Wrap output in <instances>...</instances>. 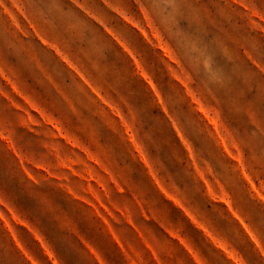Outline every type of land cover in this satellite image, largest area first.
I'll list each match as a JSON object with an SVG mask.
<instances>
[{
	"label": "clouds",
	"instance_id": "obj_1",
	"mask_svg": "<svg viewBox=\"0 0 264 264\" xmlns=\"http://www.w3.org/2000/svg\"><path fill=\"white\" fill-rule=\"evenodd\" d=\"M106 3L0 0V227L15 214L34 227L51 226L57 249L58 240L67 245L75 264H117L92 242L95 213H86L72 194L92 199V179L103 176L104 190H96L113 215L111 230L102 231L108 239L115 234L119 264H183L168 239L169 231L183 235L181 221L160 215L165 209L147 160L185 207L217 228L237 264H248L234 246L240 236L251 238L264 264V0H220L215 10H196L202 35L181 28L184 0H123L117 6L126 20ZM133 24L156 36L145 41ZM208 26L219 27L222 35L213 43L229 61L240 62L243 82L259 85L253 100L243 91L229 97L228 111L246 126L221 112L220 131L235 157L227 161L217 159L224 145L192 100L207 108L214 93L234 91L232 76L215 66L213 47L204 39ZM106 29L140 61L151 85ZM201 171L227 193L246 232L201 193ZM29 235L25 227L15 234L0 231V264H20L12 248L38 264ZM46 254L54 264H69L51 245ZM199 264L208 261L201 257Z\"/></svg>",
	"mask_w": 264,
	"mask_h": 264
},
{
	"label": "rangeland",
	"instance_id": "obj_2",
	"mask_svg": "<svg viewBox=\"0 0 264 264\" xmlns=\"http://www.w3.org/2000/svg\"><path fill=\"white\" fill-rule=\"evenodd\" d=\"M121 3H123V0H107L105 6L108 7L109 5H112L115 13L126 20L124 13L121 11L120 7L117 6ZM219 4L220 0H184L185 19L181 22V28L189 35H202L203 33L201 31V25L195 18L196 10L203 8L215 10ZM13 19H15V15H13ZM117 22L119 23V21ZM132 27L139 31L144 40L149 43L151 42V39L156 36L154 31L145 30L138 24H133ZM220 27H223L230 33L232 32L227 24L221 25ZM106 31H108L110 35H113V37L118 42H120L119 37H116L110 29H106ZM150 31L151 36L149 34ZM220 35H222V33L220 32L219 27L214 28L208 26L207 35L204 36V39L213 47V51L215 53V66L218 69L223 70L228 75L232 76L234 91L232 93H214L209 99L210 106L207 108L204 105H201L200 101L197 100L195 96L192 97V100L193 103L199 107V111L203 113V120L212 127L216 137L219 138L218 142L224 145L223 152L216 153L217 159L227 161L228 157H233V153L227 145L225 136L222 135L220 131V128L222 127V125H219L221 112L225 113L224 118L226 120H230L237 126H246V121L242 116H233L231 112L228 111L230 105L229 97L235 95L236 92L243 91L246 94V98L248 100H253L258 95L259 85L257 83H252L251 86L246 85L242 79L243 66L240 64V62L229 61L223 55V53L218 50L213 42L215 41L216 37ZM260 39L262 42H264V37H261ZM120 43L121 46L125 48V51L129 52L136 70L139 73H142L144 75L145 81L151 85L152 81L148 78L147 73L144 72L143 65L139 60L136 59L134 55L131 54L123 42ZM145 53L146 59H150L151 54L147 49H145ZM176 81L180 84L181 88L191 94V90L188 89L187 84L181 80L180 77L177 76ZM172 87L175 89V85H172ZM152 90L156 95H158V93L155 92L154 87ZM164 111L167 112V109H164ZM157 112L158 110H154V113ZM177 135L182 139V134L179 132L178 128ZM185 147L189 152L191 151V147L189 145L185 144ZM224 153H227V156H225ZM90 159L95 158L90 156ZM97 163L99 164L98 161ZM144 163L149 169L152 183H154L155 187L159 190L156 195L164 205L165 212L161 213L160 215L167 219L165 213H170L174 219L181 221L183 235H181L179 231H169L168 233V239L174 242L172 246L175 248L176 257L181 259L183 264H199L201 257L205 258L208 261V264H237L238 257L229 248L228 241L222 238V235L217 231V228H210L208 222L198 218V216L195 215L190 208L185 207L184 203L178 199L176 195H173L172 191H169V188L166 187L161 175L152 171V165L149 164L147 160H145ZM101 167L103 166L101 165ZM105 174H107L106 169ZM200 177L203 181L202 184L199 185L201 193L203 194L206 191L207 196L211 197V199L218 205V211L220 214L222 216L231 214V216L235 217L239 221V230L241 232H246L247 225L243 220H240L238 214L232 208L231 201L227 198V193L223 191V188L221 187L218 192L212 181L204 177V173L202 171L200 172ZM102 180L103 176H101L99 179L93 177L92 184L94 187L89 189L92 199L75 197V193H72L71 188H67L65 190L72 193L74 198L79 199L80 204L84 205V211L86 213L89 212V210L91 213H95V215L92 217L96 226L95 232L93 233L92 242L106 255L111 254L113 261L119 264L120 252L116 246L117 238L115 237V234L113 233L112 238L108 239L106 234L102 231V229L105 228L111 230L112 224L110 217L113 215L111 209L104 203L96 190V187H99L101 191L104 190V184L102 183ZM121 191H123V189H121ZM172 205H175V207H172ZM145 219H148L149 222H151L147 213H145ZM128 223L130 227L136 229V225L133 221L129 220ZM19 227H25L30 233L27 241L29 251L31 255L38 261V264H54L51 256L46 254L50 245L54 251H61L62 254L68 259L69 264H75L78 258L74 253L71 252V249H69L67 245L60 243L58 240V247L60 249H57V236L51 226H49V228H44L43 226L34 227L32 224L28 223L27 220L13 214L11 223L8 221L7 217L4 218L3 225L0 227V231L11 230V233L15 234L16 229ZM136 230L140 237L143 238V232H140L139 229ZM230 233L231 230H229V234ZM257 243H259V241H257ZM234 246L238 249L244 259L247 260L248 264H261V257L258 254L256 244L252 243L250 237L246 238L245 236H240L238 242H236ZM120 247L122 248L123 246L120 245ZM12 253L15 258L20 261V264H30V262L27 261L26 258L22 257L15 248H12ZM83 254L88 257L89 260L94 261V258L89 251L85 250ZM153 264H155V261H153Z\"/></svg>",
	"mask_w": 264,
	"mask_h": 264
}]
</instances>
